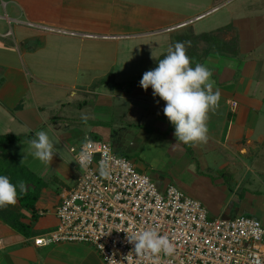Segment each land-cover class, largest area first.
Returning a JSON list of instances; mask_svg holds the SVG:
<instances>
[{
	"label": "crops",
	"instance_id": "crops-1",
	"mask_svg": "<svg viewBox=\"0 0 264 264\" xmlns=\"http://www.w3.org/2000/svg\"><path fill=\"white\" fill-rule=\"evenodd\" d=\"M237 1L0 0V136L24 137L8 143L9 152L35 174L52 169L55 177L40 191L32 233L0 219V264H105L89 244L33 242L58 225L62 194L81 172L68 148L85 137L107 142L159 190L176 185L210 217L249 215L264 224V8L242 10L232 6ZM225 9L226 20L218 15ZM226 26L227 41L239 38V56L219 47L204 53L210 44L203 40L195 50L221 98L209 113L207 142L189 152L176 141L165 101L139 82L191 32L206 35ZM39 130L55 143L49 165L29 154L27 141ZM13 207L30 222V211Z\"/></svg>",
	"mask_w": 264,
	"mask_h": 264
},
{
	"label": "built area",
	"instance_id": "built-area-1",
	"mask_svg": "<svg viewBox=\"0 0 264 264\" xmlns=\"http://www.w3.org/2000/svg\"><path fill=\"white\" fill-rule=\"evenodd\" d=\"M231 106L236 107L237 102H231ZM90 140L93 143L87 145V151L92 155L91 165L80 169L76 184L62 194L55 211L58 225L34 237L35 246L89 244L105 264H264V224L260 219L249 215L210 217L205 205L176 185L159 190L148 175L137 171L127 158L115 154L107 142ZM84 149L85 141L70 146L68 151L76 160ZM102 159L110 166L108 178L98 172ZM144 229L167 236L174 245V253L154 257H137L132 253L127 257L134 245L127 242L124 231L131 234Z\"/></svg>",
	"mask_w": 264,
	"mask_h": 264
},
{
	"label": "clouds",
	"instance_id": "clouds-1",
	"mask_svg": "<svg viewBox=\"0 0 264 264\" xmlns=\"http://www.w3.org/2000/svg\"><path fill=\"white\" fill-rule=\"evenodd\" d=\"M188 43L190 46V42ZM212 76V70L204 64L196 63L192 66L184 42H176L174 46H170L167 54L158 60V66L143 74L139 84L144 90L151 87L153 96H159L165 101L163 113L174 125L176 141L190 146L207 142L209 113L215 112L221 98L219 89L214 91L215 81L211 79ZM88 119V115H81L83 123L87 124ZM92 143L90 138L85 137V149L75 160L82 170H86L92 163V155L87 151V145ZM27 144L29 154L34 159L50 164L56 152L55 143L48 131H36ZM98 172L104 178L111 174L109 164L103 159L99 162ZM26 191L23 180L14 184L7 175H0V208L15 205L19 195ZM124 232L127 242L134 245L133 251L127 257L132 253L137 257L161 254L171 256L175 251L169 238L156 230L144 229L131 234Z\"/></svg>",
	"mask_w": 264,
	"mask_h": 264
},
{
	"label": "trees",
	"instance_id": "trees-1",
	"mask_svg": "<svg viewBox=\"0 0 264 264\" xmlns=\"http://www.w3.org/2000/svg\"><path fill=\"white\" fill-rule=\"evenodd\" d=\"M223 1L225 0H215L214 3L218 4ZM229 28H231V26L221 28L217 33H209L206 35H195L191 32L192 34L185 40L183 38L182 42H185V46L187 47H189L188 42H190V49L192 48L195 51L197 50L200 41L203 40L210 44V47L208 46L205 48L204 53H208L211 48L219 47V49L225 52L227 51L228 53L239 56V38L235 36L228 41L224 38V35L228 32ZM204 38L207 40H204ZM193 50L189 57L192 59V66H195L196 63H199L200 58L195 55ZM163 56H161L160 59H162ZM23 139L24 137L21 136H0V175H7L14 184L21 180L25 182L27 191L26 193L19 195L15 205L30 211L32 213V218L29 223H26L23 221V214L18 212L13 205H10L5 208H0V219L9 224L15 231L24 235H29L32 232V226L39 216L37 202L40 197V191L43 187H46L51 182L55 181V177L52 169L43 176L35 174L25 164H21V161L15 158L11 153L7 152L8 143L21 141ZM188 150L190 152V145L188 146Z\"/></svg>",
	"mask_w": 264,
	"mask_h": 264
},
{
	"label": "rangeland",
	"instance_id": "rangeland-1",
	"mask_svg": "<svg viewBox=\"0 0 264 264\" xmlns=\"http://www.w3.org/2000/svg\"><path fill=\"white\" fill-rule=\"evenodd\" d=\"M204 0H202V2H203ZM209 1V0H208ZM232 6H234V7H240V8H242V10H245L246 8H248V7H250V8H252V9H254V6H256V7H259V6H261L262 8H264V0H239V1H237L236 3H234ZM219 16H221V18H224V20H226L228 17V10L227 9H225V10H223V11H221L219 14H218ZM225 35H227V34H225ZM204 40H207L206 38H204ZM186 47V50H187V55L188 56H190V53L192 52V48L190 49V46L189 47H187V46H185ZM194 51V50H193ZM194 53H195V51H194ZM195 55H196V53H195ZM194 57H196V56H194ZM192 60V59H191ZM263 62V61H262ZM264 63V62H263ZM262 63V65H261V71L259 72L260 74H259V79L262 81V80H264V64ZM263 86H264V84H263ZM262 88V87H261ZM7 152H9V149H7ZM10 153V152H9ZM15 157V156H14ZM16 158V157H15ZM32 233V232H31Z\"/></svg>",
	"mask_w": 264,
	"mask_h": 264
}]
</instances>
